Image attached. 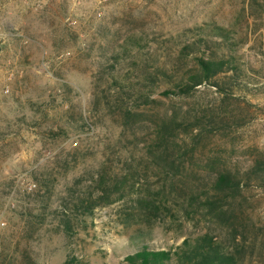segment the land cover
Masks as SVG:
<instances>
[{
  "label": "rangeland",
  "instance_id": "374dc122",
  "mask_svg": "<svg viewBox=\"0 0 264 264\" xmlns=\"http://www.w3.org/2000/svg\"><path fill=\"white\" fill-rule=\"evenodd\" d=\"M208 24L238 42L242 74L239 81L231 70L218 75L232 94L223 103V93L207 85L186 100L229 120L203 136L193 173L186 171L192 182L205 177L206 162L240 175L257 160L264 166V16L251 0H0V264H127L143 247L172 251L204 233V220L180 214L135 225L125 216L128 204L117 201L80 217L66 237L61 205L75 178H88L103 159L114 158L109 169L119 171L127 156L140 155L116 145V121L95 105V81L111 47L145 31L165 58ZM47 173L54 180L46 194L36 176ZM261 178L241 198L239 221L260 228L244 264H264V172Z\"/></svg>",
  "mask_w": 264,
  "mask_h": 264
},
{
  "label": "trees",
  "instance_id": "16d2710c",
  "mask_svg": "<svg viewBox=\"0 0 264 264\" xmlns=\"http://www.w3.org/2000/svg\"><path fill=\"white\" fill-rule=\"evenodd\" d=\"M251 7L264 16V0H251ZM208 25L207 31L199 27L196 35L178 41L165 58L148 44L145 31L127 33L119 48L111 47L109 64L99 69L95 81V105L101 104L104 116L116 121V145L140 155L127 156L119 171L109 169L114 158L107 157L88 178H75L61 205L66 237L74 233L80 217L123 201L129 209L125 216L135 225L168 222L180 214L204 220L207 226L172 251L143 247L125 257L127 264H244L260 228L239 221L241 198L245 186L262 180L263 162L255 161L243 175L206 162L200 168L205 177L196 182L186 172L193 173L190 162L203 136L229 122L221 112L191 106L187 98L207 85L223 93V103L232 94L218 75L231 70L239 81L242 74L235 56L238 42L227 29ZM36 179L46 194L53 188L48 173Z\"/></svg>",
  "mask_w": 264,
  "mask_h": 264
}]
</instances>
